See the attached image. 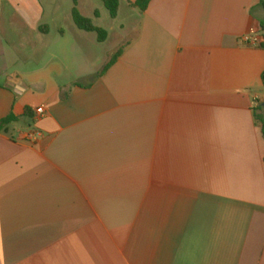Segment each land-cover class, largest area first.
Masks as SVG:
<instances>
[{"label": "crops", "instance_id": "obj_1", "mask_svg": "<svg viewBox=\"0 0 264 264\" xmlns=\"http://www.w3.org/2000/svg\"><path fill=\"white\" fill-rule=\"evenodd\" d=\"M60 6L0 0V121L19 118L0 132V264H264V44L241 40L264 36V0L132 6L135 36L102 77L121 44L71 11L84 57L64 81L35 58L59 60Z\"/></svg>", "mask_w": 264, "mask_h": 264}, {"label": "rangeland", "instance_id": "obj_2", "mask_svg": "<svg viewBox=\"0 0 264 264\" xmlns=\"http://www.w3.org/2000/svg\"><path fill=\"white\" fill-rule=\"evenodd\" d=\"M58 1L61 6L59 11L57 12V21L55 22V24H52V28L53 33H55L57 36L60 35L59 30L63 29L65 31V36L64 38H60V41L55 42L53 45L50 43L49 47H51V51L56 54L59 60L50 61V59H47L44 62L43 55H38L35 58L37 62L42 63V65L44 66L43 70L46 69V74L50 75V69H54L57 73H61L60 78H62V80L64 81L66 79V72L64 67H69L71 70L75 71L74 69L78 68L79 66L77 60L80 59L81 56L84 57V54L81 52V50L78 49L75 37L73 36V34H71L70 26L67 20V14L71 15V11L74 8L73 0ZM128 2L129 0H120L119 17L117 19H112L108 10L105 8L104 4L100 0H80L79 10L82 15L86 18L91 19L96 27L102 28L110 34L108 43L103 46V49L107 50L108 48L116 46L118 43L121 44H119V48H121L125 46L124 44L129 42L135 36L134 33L129 32L130 30H128L130 24H132V21L129 24L127 20H132L134 13L139 16L141 12L136 9L135 11H132L133 7L130 6ZM96 12L99 13V17L96 16ZM8 13L9 12H7L6 15ZM71 24L75 25L72 19ZM13 25L14 24H12L11 22H6L3 27L5 33L7 34L8 41H15V38L12 37ZM90 35L95 39H98L97 34ZM83 45L86 51L88 52L90 62V64L88 65L90 67L100 68L102 66L103 55L101 52L102 45H98L96 43L92 44L88 41H84ZM112 56L113 55L111 54L110 58ZM76 57H78V59H76ZM50 66L52 67L49 69ZM261 113L264 116V108H262Z\"/></svg>", "mask_w": 264, "mask_h": 264}, {"label": "trees", "instance_id": "obj_3", "mask_svg": "<svg viewBox=\"0 0 264 264\" xmlns=\"http://www.w3.org/2000/svg\"><path fill=\"white\" fill-rule=\"evenodd\" d=\"M79 1L80 0H73L74 8L72 10V19L75 26L81 31L97 34L98 42L101 44L105 43L108 39V32L102 28L96 27L91 19L86 18L85 16L82 15V13L79 10ZM100 1L104 4L105 8L108 10L110 17L112 19H117L120 9V0H100ZM152 1L153 0H137L135 3H132V6L139 9L141 12H145ZM96 16L99 17L98 12H96ZM261 28L264 30V22L261 23ZM123 53H124V46L119 48L113 54L110 61L103 67V69L97 75V77L104 76L117 63V61L123 55ZM262 79L264 86V73ZM262 108L263 105H259L254 110V115H255L256 123L262 128V132L264 135V116L261 113ZM32 117H33L32 110L30 108H27L25 110L24 118L32 119ZM17 122H19V118L14 115H10L9 117L3 119L2 121H0V132L7 131V128L10 125L15 124Z\"/></svg>", "mask_w": 264, "mask_h": 264}, {"label": "built area", "instance_id": "obj_4", "mask_svg": "<svg viewBox=\"0 0 264 264\" xmlns=\"http://www.w3.org/2000/svg\"><path fill=\"white\" fill-rule=\"evenodd\" d=\"M242 42L247 47L258 48L264 44V36H260L258 32L251 31L242 37ZM36 115L42 117L45 115L44 107H40L36 110ZM34 133L29 134V139H33Z\"/></svg>", "mask_w": 264, "mask_h": 264}]
</instances>
